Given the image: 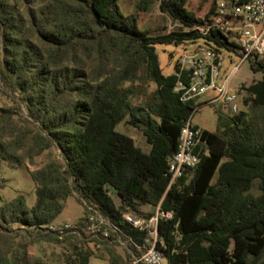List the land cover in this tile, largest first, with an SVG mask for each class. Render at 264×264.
I'll return each instance as SVG.
<instances>
[{"label": "trees", "instance_id": "16d2710c", "mask_svg": "<svg viewBox=\"0 0 264 264\" xmlns=\"http://www.w3.org/2000/svg\"><path fill=\"white\" fill-rule=\"evenodd\" d=\"M118 1L0 0V94L11 102L0 106V161L26 167L37 187L33 207L0 195V264L133 263L151 239L122 215L148 218L158 206L172 214L159 221L156 242L168 264H264V61L249 62L261 78L238 88L237 113L216 109L199 163L170 184L180 130L201 104L175 92L177 63L165 74L157 46L202 40L216 51L240 49L223 31L196 30L219 0L204 18L188 0H133L131 14ZM156 3L177 29L138 27ZM122 123L144 135L148 151L118 130ZM52 148L59 160L28 168ZM70 197L84 207L81 233L60 237L47 227ZM91 208L117 228L109 239L82 232ZM119 237L132 255L118 250ZM40 243L62 251L47 259L34 252Z\"/></svg>", "mask_w": 264, "mask_h": 264}, {"label": "built area", "instance_id": "2783aa9c", "mask_svg": "<svg viewBox=\"0 0 264 264\" xmlns=\"http://www.w3.org/2000/svg\"><path fill=\"white\" fill-rule=\"evenodd\" d=\"M196 30L202 35H208L214 30L229 34L230 39L239 46V55L197 45L178 59V82L174 90L181 95L183 101L199 100L211 93L205 102H219L224 110L237 113L240 105L238 89L230 92L228 86L231 77L242 63L264 61V0H219L210 19L197 26ZM224 54L228 55L229 63L233 65L229 74L224 70ZM232 55L239 59V63L232 60ZM192 117L193 115L182 126L177 150L168 164L167 175L170 184L178 182L199 163L198 147L203 129L193 123ZM98 215L88 217L82 232L88 239L104 241L109 239L110 232L117 231V228L103 215ZM171 217V213L162 211L159 206L148 218H140L129 212L122 215L125 222L146 232L151 239L150 247L142 256L135 257L133 264H168L162 252L156 248V242L159 221ZM47 228L49 232L60 237L81 233L75 225L70 224L53 223Z\"/></svg>", "mask_w": 264, "mask_h": 264}, {"label": "rangeland", "instance_id": "374dc122", "mask_svg": "<svg viewBox=\"0 0 264 264\" xmlns=\"http://www.w3.org/2000/svg\"><path fill=\"white\" fill-rule=\"evenodd\" d=\"M119 7L123 14H131L135 12V2L133 0H119ZM214 4V0H188L189 11L195 13L199 18H204ZM138 27L142 31H148L151 35L163 34L175 30L178 28V24L174 22L169 16L163 14L159 9V3H156L153 9L147 13H140L138 16ZM203 41L198 40L192 45L173 46V45H159L157 46V52L160 58L162 68L165 74H172L174 67L178 59L185 55L186 51H189L197 45H202ZM226 59L224 62V70L229 74L233 65L229 63L228 55L224 54ZM232 60L239 63V59L234 55L231 56ZM253 78H261L260 73H254L250 67L249 62L241 64L239 70L233 74L230 79L228 89L230 92L236 91L243 84L250 85ZM212 94H208L201 99L199 103L201 106L193 114L192 121L194 124L201 127L203 130L216 131L217 129V115L216 109L222 107L221 103H204ZM204 103V104H203ZM11 105V102L7 100L4 95L0 94V106ZM223 108V107H222ZM228 112L227 110H224ZM118 130L122 133L130 136L137 146L144 151H148L150 146L146 141L144 135L137 129L122 123L118 126ZM50 159H58L59 153L55 148L46 151L41 156L34 159L32 164H28L30 170L37 169L43 166ZM36 185L32 180L28 170L24 166H11L5 161H0V195L4 197L6 201H11L17 196H23L29 207H33L36 203ZM89 216L94 215L98 217L99 213L94 212ZM155 212V211H154ZM84 216V207L77 201L75 197H70L66 201L63 212L55 220L54 224H70L76 225L78 220ZM16 229L17 226H14ZM118 250L123 254L134 253L128 240L123 237L118 238ZM62 249L58 246L40 243L36 246L34 252L45 257L50 258L51 254L60 253ZM141 255V252H139ZM50 264H55L50 262ZM90 264H108L107 260L100 258H91ZM133 264V263H130Z\"/></svg>", "mask_w": 264, "mask_h": 264}, {"label": "crops", "instance_id": "0c3cea01", "mask_svg": "<svg viewBox=\"0 0 264 264\" xmlns=\"http://www.w3.org/2000/svg\"><path fill=\"white\" fill-rule=\"evenodd\" d=\"M168 75V74H167Z\"/></svg>", "mask_w": 264, "mask_h": 264}]
</instances>
